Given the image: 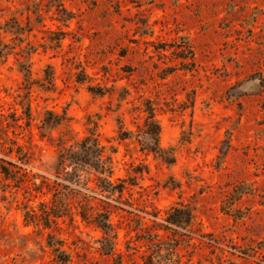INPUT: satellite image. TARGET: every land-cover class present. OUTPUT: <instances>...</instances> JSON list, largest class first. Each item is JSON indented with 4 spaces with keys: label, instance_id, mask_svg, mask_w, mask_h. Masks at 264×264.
<instances>
[{
    "label": "rangeland",
    "instance_id": "obj_1",
    "mask_svg": "<svg viewBox=\"0 0 264 264\" xmlns=\"http://www.w3.org/2000/svg\"><path fill=\"white\" fill-rule=\"evenodd\" d=\"M0 49V264H264V0H0Z\"/></svg>",
    "mask_w": 264,
    "mask_h": 264
},
{
    "label": "trees",
    "instance_id": "obj_2",
    "mask_svg": "<svg viewBox=\"0 0 264 264\" xmlns=\"http://www.w3.org/2000/svg\"><path fill=\"white\" fill-rule=\"evenodd\" d=\"M62 15L64 18L60 20L62 23H66L71 19V14L62 11ZM15 26L12 28H7L5 32L12 33L13 36L19 37L23 33V28L15 23ZM29 52V51H28ZM9 52H5L0 49V59H5L9 54ZM27 54V53H26ZM28 58L30 53L27 54ZM26 58L25 61L19 62L17 61V66L20 72L25 74L27 77L30 73L29 70V60ZM51 77H49L50 79ZM51 79L49 80V82ZM144 136L149 139V145L147 146V150L153 154H163V150L159 148V135L160 128L157 122L154 120L152 113H148V117L145 120V130L143 132ZM103 148L99 145L97 138L94 135L86 137L80 144L78 150H68L62 152L58 156L57 166L60 170H66L68 168L72 169V173L66 175L72 176L79 171L81 168H90L98 175V180L101 184L106 186H111L108 182V179L112 175L111 165L109 158H103ZM162 157V156H161ZM163 158V157H162ZM166 161V160H165ZM168 163V162H167ZM121 193V191H118ZM185 219L182 223H188L190 220V215L188 213H184ZM98 227L104 231L105 233H110L112 231L111 225L108 221V217L105 214H98L97 218ZM171 225L178 226L181 222L179 220H172L169 222ZM57 252V250H56ZM67 260H64L66 262Z\"/></svg>",
    "mask_w": 264,
    "mask_h": 264
}]
</instances>
